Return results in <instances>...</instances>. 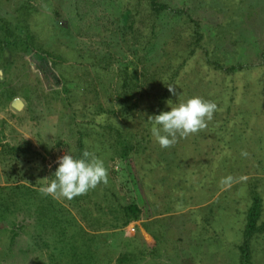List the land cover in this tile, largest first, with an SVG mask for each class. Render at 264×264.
I'll use <instances>...</instances> for the list:
<instances>
[{"label":"rangeland","instance_id":"1","mask_svg":"<svg viewBox=\"0 0 264 264\" xmlns=\"http://www.w3.org/2000/svg\"><path fill=\"white\" fill-rule=\"evenodd\" d=\"M165 1L201 22V42L211 57L223 66L246 67L227 73L215 70L200 50L187 57L189 27L170 14L157 19L153 40L141 23L128 33L119 22L121 13L126 8L140 11L139 20L144 0H0L4 10L29 7L26 18L36 42L60 57L57 70L68 88L67 93L61 91L58 71L48 59L33 55L22 58L25 64L18 60L2 71L0 147L27 150L20 163L0 162V185L22 183L40 192L49 183L41 180L48 178L51 166L75 152L79 132L109 173L108 184L96 188L98 195L107 189L106 195L113 194L110 204L133 200L141 209L135 222L92 232L79 220L73 199H45L32 192L31 199L22 198L24 204L20 199L16 208L0 215V264H72L82 243L73 236L81 230L96 234L98 247L84 255L83 264H239L247 180L257 182L264 196V59L259 57L264 0ZM148 40L153 42L152 53L138 64L141 81L153 71L162 73L158 77L163 79L153 82V92H158L169 64L178 65L173 85L177 95L168 101L175 106L199 96L218 106L205 130L168 149L151 134L148 117L153 112L145 109H155L151 97L138 103L135 119L126 121L107 111L117 108L116 90L125 64L144 53ZM138 89L143 93L142 85ZM12 93L23 102L20 110L11 106ZM167 102L164 112L171 111ZM89 104L93 113L86 109ZM98 106L105 112L99 113ZM108 124L120 128L137 151L119 157L115 131ZM228 176L234 182L222 185ZM241 176L247 180L240 181ZM44 199L56 202L54 213L61 223L37 224L30 204ZM252 255L253 264H264L262 239L252 242Z\"/></svg>","mask_w":264,"mask_h":264},{"label":"trees","instance_id":"2","mask_svg":"<svg viewBox=\"0 0 264 264\" xmlns=\"http://www.w3.org/2000/svg\"><path fill=\"white\" fill-rule=\"evenodd\" d=\"M142 5L143 10L141 12L143 18L141 17L139 20L138 16L140 15V11H134L130 8H126L121 13L119 22L126 28L128 33H133L137 29L136 27H138L137 24L141 23L146 26L149 39L152 36L153 40L156 25H158L157 19L161 18L165 14H170L174 17H177L178 19H181L189 27L190 42L188 44L189 51L187 57L192 56L195 51L200 50L205 61L215 70H221L227 73H235L236 71L246 67L241 63L223 66V64H221L218 59L211 57L210 51L205 48L201 42L204 37L201 28V22L198 19L193 18L194 16L190 13L176 8L165 0H144ZM28 9L29 7L24 5L21 6V8H16L12 11L0 8V69L3 71V73H5L9 67L18 60L25 64V59L22 58L28 55H33L36 57V59H48L52 68L57 70V63L59 62L60 57H58L49 49L43 48L41 44L36 42V37L33 34L26 18ZM151 41H147V45L143 48L144 53L141 56L134 55V60H130L129 65L125 64V68H123V72L120 74L118 88L116 90L117 108H111L110 110H107L110 111V114H114L113 116L118 114L117 116L126 121H128L127 119L130 118L135 119L136 111L139 106L138 103H146L150 97L153 99V101L157 102V105L153 110H150L149 108L145 109L149 110V112L152 111L153 116L164 112L165 104L172 95V93L168 91L167 86L174 85L175 80L179 75V66H172L170 63V71L169 74H167V78L162 83V85L159 86L158 92H153V82H159V79H163L161 78L163 77L161 75L162 73L153 71L150 75H148L147 78H145L143 75V80L141 81L137 71L138 64L142 62L143 59H149V55L152 53V48L149 47V45H153V42ZM259 57L262 62L264 59V46L262 51H260ZM185 62L186 59L184 64ZM60 73L58 71L60 82H62L61 91L67 93V81L65 76ZM140 85H142L144 88L143 93L138 89ZM11 97H14V93L11 94ZM90 105L93 106V104H89L87 105L88 108L86 109H88L89 113H93ZM97 108H99V110L97 109L99 113L105 112V110L102 109V106H98ZM141 112L137 114V117H140ZM110 117L112 116H109V118ZM106 127H112L111 129H114L115 131V145L117 147L119 157L126 158L133 152L137 151L135 150L136 146L131 141L125 140V135L120 128L114 127L111 124L106 125ZM106 127L104 126L105 129ZM26 150L27 148H21L20 146L15 147L10 146L9 144H1L0 162L2 164L5 162H10V164L20 163L26 156ZM84 150H87V148L85 147L84 140L81 138L78 132L76 149L72 155L76 158H82V153ZM258 162H261V160L258 159ZM58 167L59 165L56 162L49 169L47 176L49 182L51 179H55L54 173ZM247 182V198L249 203L245 211V225L242 232V240L237 246L239 252V264H253L252 242L257 238H260L264 241L263 192L259 191V184H257V182L254 180L249 182L248 179ZM5 189H7L8 192H4ZM105 191H107V189L102 192V197L98 195L99 192L95 189L90 190L87 194L76 197L72 200V202H75L79 206V211L81 213L79 220L83 222L84 226H86L92 232H98L104 229L119 228L129 224L130 222H135L140 219L141 209L135 201L132 200L126 204H110V197L113 196V194L106 195ZM32 192L41 193L38 192L37 189H32L26 184L22 183H14L9 186L0 185V215L10 208H16L20 199H31ZM33 197L35 196L33 195ZM46 197L48 196H43L45 199ZM25 199H22L20 202L24 204L25 201H27ZM45 199L43 201H38L35 204H30V206L33 207V214H36L37 224L40 227H44L45 224L50 220L56 221L57 224L61 223V216H58L59 214L54 213L58 211L56 208V202L50 199ZM1 218H3V216H0V219ZM14 236L15 234L12 233L11 239ZM73 238L75 240H82V243L77 249H75L76 254L73 258L74 262L72 264H83L85 261L84 255L87 256V254L90 252L89 250L96 252L98 249V247H96L93 242V240L96 238V234L90 235L87 232L81 230L79 235L75 237L73 236ZM84 247L87 249H83ZM118 261L123 260L118 259Z\"/></svg>","mask_w":264,"mask_h":264},{"label":"clouds","instance_id":"3","mask_svg":"<svg viewBox=\"0 0 264 264\" xmlns=\"http://www.w3.org/2000/svg\"><path fill=\"white\" fill-rule=\"evenodd\" d=\"M2 74V70H0ZM172 95H177L176 87L167 86ZM171 111L161 112L159 115L148 117L152 124L151 134L162 149L175 146L179 139H186L191 135L198 134L208 127L214 113L218 111L215 102L205 100L196 96L186 102L173 106L172 101L168 102ZM247 156V153H242ZM59 167L54 173L55 179L40 188V192L54 199L72 200L76 197L95 190L100 184H108V170L104 161L94 152L84 150L82 158L74 157L71 152L66 153L57 161ZM232 176L221 180L222 185L231 186L234 182ZM240 181L247 180L246 176L238 178ZM45 178L41 181H48Z\"/></svg>","mask_w":264,"mask_h":264},{"label":"water","instance_id":"4","mask_svg":"<svg viewBox=\"0 0 264 264\" xmlns=\"http://www.w3.org/2000/svg\"><path fill=\"white\" fill-rule=\"evenodd\" d=\"M11 106L16 110H20L23 106V102L19 97H14L11 101Z\"/></svg>","mask_w":264,"mask_h":264}]
</instances>
